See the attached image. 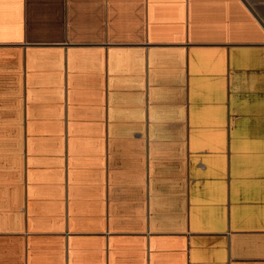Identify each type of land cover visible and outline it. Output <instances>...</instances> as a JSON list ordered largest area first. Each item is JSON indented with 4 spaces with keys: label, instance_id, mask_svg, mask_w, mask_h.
I'll list each match as a JSON object with an SVG mask.
<instances>
[{
    "label": "crops",
    "instance_id": "crops-1",
    "mask_svg": "<svg viewBox=\"0 0 264 264\" xmlns=\"http://www.w3.org/2000/svg\"><path fill=\"white\" fill-rule=\"evenodd\" d=\"M0 264H264V0H0Z\"/></svg>",
    "mask_w": 264,
    "mask_h": 264
}]
</instances>
